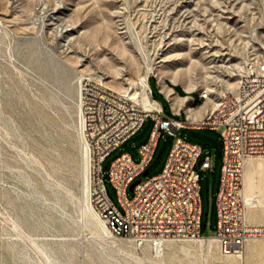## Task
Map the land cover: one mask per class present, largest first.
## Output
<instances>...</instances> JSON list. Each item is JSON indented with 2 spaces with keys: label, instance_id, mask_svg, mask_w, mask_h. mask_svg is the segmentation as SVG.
Returning a JSON list of instances; mask_svg holds the SVG:
<instances>
[{
  "label": "rangeland",
  "instance_id": "rangeland-1",
  "mask_svg": "<svg viewBox=\"0 0 264 264\" xmlns=\"http://www.w3.org/2000/svg\"><path fill=\"white\" fill-rule=\"evenodd\" d=\"M262 57L264 0H0V264H227L217 241L212 249L184 250L191 239L169 240L177 248L166 244L157 257L149 246L98 230L84 189L80 88L92 78L121 91L151 66L165 73L166 87L183 85L185 95L209 93L207 111L237 89L246 61ZM150 78L153 95L171 113L159 90L162 81ZM200 100L193 108L208 98ZM153 127L148 118L105 159L107 192L120 208L110 166L126 152L140 161ZM221 133L177 132L203 147L196 166L202 237L216 234ZM175 138L162 132L150 173L139 180L162 172ZM207 155L211 167L205 169ZM258 183L260 202L252 212L247 206V216L264 225V170ZM253 246L247 264H264V239L251 241L246 251Z\"/></svg>",
  "mask_w": 264,
  "mask_h": 264
},
{
  "label": "built area",
  "instance_id": "built-area-1",
  "mask_svg": "<svg viewBox=\"0 0 264 264\" xmlns=\"http://www.w3.org/2000/svg\"><path fill=\"white\" fill-rule=\"evenodd\" d=\"M141 92L143 87L138 83L113 91L103 81L86 78L80 88V113L93 162L95 209L112 236L124 237L140 247L149 246L160 257L169 240L203 236L200 174L196 169L203 147L177 136L185 124L163 106L145 108L137 96ZM150 95L155 98L152 88ZM199 96L207 100L205 92ZM220 98L219 110H208L191 123L199 129H222L223 166L216 196L218 219L214 237L222 254L243 255L251 241L264 239V225L249 222L245 199L247 161L264 154V57L246 61L237 90ZM148 118H152L154 127L148 141L140 147V161L129 152L122 153L108 172L120 208L107 192L103 165L107 156L140 131ZM162 132L176 136L162 172L140 180L129 197L132 183L149 170ZM202 167H211L209 155Z\"/></svg>",
  "mask_w": 264,
  "mask_h": 264
},
{
  "label": "bare ground",
  "instance_id": "bare-ground-1",
  "mask_svg": "<svg viewBox=\"0 0 264 264\" xmlns=\"http://www.w3.org/2000/svg\"><path fill=\"white\" fill-rule=\"evenodd\" d=\"M151 74H155L161 81H162V88L166 89V86H164V78L166 77L165 73L160 69H154L151 66H148L147 74L144 76H141L140 79L135 82L140 84L143 87V92H141L137 96L139 97V101L144 105L145 108L148 110H155L160 109L161 105L157 101V99L153 98L150 95V88L151 86L148 83V78L151 76ZM239 84V81H238ZM237 90V89H236ZM167 94H169V90H167ZM205 98H208V101L205 103V105L209 104V101L211 98L209 97V93H205ZM221 106V98L217 104V106L212 110H219ZM81 123H82V130L83 133H85L84 125H83V119L81 117ZM84 159H85V193L87 197L88 207L90 209L91 215L93 217V220H95L96 227L101 232H104V234L111 235L106 227L105 221L100 217L99 213L95 209L94 205L91 203L93 201L92 197V186H93V180H92V172H93V162L90 159V151L85 143L84 145ZM264 170V155L260 154L257 157H253L247 161L246 168H245V199L246 204L249 207V211L252 212L254 208L258 205L260 202V198L257 199L256 195V188H258V176L262 174ZM106 234V235H107ZM111 237V236H110ZM193 241L191 244L183 245L181 248L184 250H189L191 248H196L200 245L206 246L208 249H212L214 247V242L217 241L215 237L209 236V237H200V238H194L191 239ZM168 242V241H167ZM167 244V243H166ZM170 248H177V245L175 244H167ZM206 248V249H207ZM256 246H253V248H249V251L244 253L243 255H238L240 258V261H238L236 258L229 256L227 260V264H247V258L249 256L250 251L256 250ZM233 255V254H232Z\"/></svg>",
  "mask_w": 264,
  "mask_h": 264
},
{
  "label": "crops",
  "instance_id": "crops-1",
  "mask_svg": "<svg viewBox=\"0 0 264 264\" xmlns=\"http://www.w3.org/2000/svg\"><path fill=\"white\" fill-rule=\"evenodd\" d=\"M159 84H160V87H159L160 92L163 95H165V97L167 98V100L170 103L172 112L169 114L174 115L175 119H177L176 118L177 116L184 117L183 119H177L178 121H181L185 124V126L182 128L199 129L191 123V120L197 121L198 119L202 118L205 115V113L208 111V110L205 111V109L207 107V105H205V104L201 105L199 108H193L192 105L194 104L196 99L197 98L201 99L200 96L198 94H196V95H185V94H183V91L185 90L183 85H180V87L178 86V88H176V86L168 85L166 87V89L165 88L163 89L160 82H159ZM167 90H169V94H167ZM157 101L159 102V104L161 106H163L161 104L160 100L157 99ZM187 115L189 116V119L187 118ZM220 139L222 141V136H220ZM253 224H256V223H253ZM251 248H253V247H250V250H251ZM248 251H249V249H248ZM248 251H246V252H248Z\"/></svg>",
  "mask_w": 264,
  "mask_h": 264
},
{
  "label": "water",
  "instance_id": "water-1",
  "mask_svg": "<svg viewBox=\"0 0 264 264\" xmlns=\"http://www.w3.org/2000/svg\"><path fill=\"white\" fill-rule=\"evenodd\" d=\"M150 173V170H147L143 175H148ZM140 182V180L135 181L134 183H132L130 190L133 191L134 187Z\"/></svg>",
  "mask_w": 264,
  "mask_h": 264
},
{
  "label": "trees",
  "instance_id": "trees-1",
  "mask_svg": "<svg viewBox=\"0 0 264 264\" xmlns=\"http://www.w3.org/2000/svg\"><path fill=\"white\" fill-rule=\"evenodd\" d=\"M150 81H151V78H150ZM176 88H178V86H176ZM155 98H157V97H155ZM158 99V98H157ZM196 102H197V104H200L201 103V100L200 99H196ZM166 111V110H165ZM157 151V150H156ZM156 154V153H155ZM155 157V156H154ZM151 164H152V162H151ZM151 164H150V166H151ZM150 166H149V168H150ZM150 170V169H149ZM202 224H203V221H202Z\"/></svg>",
  "mask_w": 264,
  "mask_h": 264
}]
</instances>
